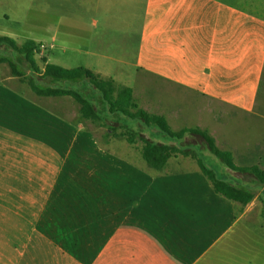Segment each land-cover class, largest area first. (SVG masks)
<instances>
[{
  "label": "crops",
  "instance_id": "obj_1",
  "mask_svg": "<svg viewBox=\"0 0 264 264\" xmlns=\"http://www.w3.org/2000/svg\"><path fill=\"white\" fill-rule=\"evenodd\" d=\"M120 6L121 29L105 17L107 30L120 29L118 41L75 37L83 46L74 54L97 60L86 69L130 88L137 107L163 116L173 132L199 128L237 167H264V0ZM31 41L41 49V71L63 59L53 54V35ZM5 66L0 264H256L264 226L254 233L246 221L264 186L257 183L259 193L242 207L216 194L189 157L172 156L156 171L140 141L120 136L126 129L182 148L193 137L168 140L107 111L98 123L82 119L73 99L36 96Z\"/></svg>",
  "mask_w": 264,
  "mask_h": 264
},
{
  "label": "trees",
  "instance_id": "obj_2",
  "mask_svg": "<svg viewBox=\"0 0 264 264\" xmlns=\"http://www.w3.org/2000/svg\"><path fill=\"white\" fill-rule=\"evenodd\" d=\"M37 49L38 45L31 40L18 46L13 39L0 37V64H6L11 75L26 83L36 96L70 97L78 104L81 118L93 123L102 121L100 115L107 111L110 114L137 121L144 128L155 129L168 140L177 142L187 135L197 137L203 142L206 150L225 168L235 173L251 175L259 185L264 186V171L259 167H237L233 163L231 153L219 150L213 138L206 131L199 128H184L179 132H173L163 116L149 114L137 107L130 88L118 87L113 80L103 78L86 68L64 69L47 64L41 71L35 60ZM27 71H29V75H26ZM42 81H47L49 85H43ZM82 82L86 83L85 86L91 87V91L97 92L98 96L95 97L92 93L91 95L97 100L98 108L92 102L93 98L86 99L74 89L64 88L60 85L58 87V84L62 83L78 84ZM120 136L125 138L129 144L140 141L142 143L140 151L142 159L148 167L156 171H162L172 156L189 157L196 161L200 171L211 183L216 194L238 203L242 207L247 206L254 199V193L251 190L238 187L209 169L200 158L198 150L159 144L128 129ZM262 216H264V210H262Z\"/></svg>",
  "mask_w": 264,
  "mask_h": 264
},
{
  "label": "rangeland",
  "instance_id": "obj_3",
  "mask_svg": "<svg viewBox=\"0 0 264 264\" xmlns=\"http://www.w3.org/2000/svg\"><path fill=\"white\" fill-rule=\"evenodd\" d=\"M153 2H156V0H0V37L12 38L18 45H21L27 40L37 41L42 36L47 38V36L53 35L56 38L53 54L59 55L58 59L61 55L63 59L60 62L52 59V64L58 65L57 63H62L69 68L79 66L83 68L87 66L95 67L97 60H92L84 55L76 56L74 54L73 49L75 46H83V43L80 45L75 44L74 46L75 37L87 39L88 36L104 35L103 37L106 39L118 41L121 37L120 29L125 23L123 17L125 14L120 5H152ZM224 2L232 5L234 0H224ZM105 5L114 6L106 12ZM106 16H111L112 21L117 24L115 27H120V29L107 30L105 28ZM63 45L67 47L65 53L61 50ZM40 51L41 49L38 46L37 53ZM37 57V61L41 65V60L39 56ZM42 84L49 85L45 81H42ZM59 85L80 92L86 99L93 97L84 87L86 85L85 82L79 84L62 83L58 84V87ZM91 92L94 96H98L96 91L93 90ZM133 123L137 122L128 120L131 128L134 127ZM185 144V148L198 144V153L203 163L219 177L227 180H237V184L251 189L254 195L259 193L261 186L257 185L251 175L226 170L219 160L207 150H203L204 144L199 138L193 137V139L187 140ZM193 150L197 151L196 149ZM259 169H264V167H259ZM262 210H264V194H260L258 204L254 205L250 219L246 221V225L250 226L248 227L249 231L255 233L257 232L254 229L255 227L264 226ZM254 238L256 239L257 237ZM248 254L244 255V259L248 258ZM261 262H264V249L258 254V259L255 260L256 264H261Z\"/></svg>",
  "mask_w": 264,
  "mask_h": 264
}]
</instances>
